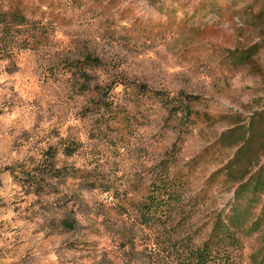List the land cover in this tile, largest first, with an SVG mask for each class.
<instances>
[{
	"label": "rangeland",
	"instance_id": "rangeland-1",
	"mask_svg": "<svg viewBox=\"0 0 264 264\" xmlns=\"http://www.w3.org/2000/svg\"><path fill=\"white\" fill-rule=\"evenodd\" d=\"M263 109L264 0H0V264H264L220 140Z\"/></svg>",
	"mask_w": 264,
	"mask_h": 264
},
{
	"label": "trees",
	"instance_id": "trees-1",
	"mask_svg": "<svg viewBox=\"0 0 264 264\" xmlns=\"http://www.w3.org/2000/svg\"><path fill=\"white\" fill-rule=\"evenodd\" d=\"M5 15L10 21L14 20L18 24L27 22L25 14L19 9ZM28 43L29 40H22L18 45L25 48ZM7 46L4 48L6 52L9 50ZM248 55L241 57L247 58ZM93 63L95 62L92 60L88 66ZM84 75H88L87 71H84ZM220 140L223 144L228 143L229 147H236L233 157L221 168L235 187L231 209L234 215L239 217L236 222L242 218L249 219L250 210L264 196V109L254 112L247 123L237 117L234 126L223 132ZM157 188L167 189V185L160 184ZM165 201L160 202L158 198L155 203L162 206Z\"/></svg>",
	"mask_w": 264,
	"mask_h": 264
}]
</instances>
